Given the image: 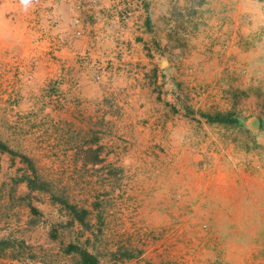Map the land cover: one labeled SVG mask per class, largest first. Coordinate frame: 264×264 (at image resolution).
<instances>
[{"label":"rangeland","instance_id":"1","mask_svg":"<svg viewBox=\"0 0 264 264\" xmlns=\"http://www.w3.org/2000/svg\"><path fill=\"white\" fill-rule=\"evenodd\" d=\"M103 1L0 0V264H75L68 242L99 264H215L226 244L264 264V0ZM101 14L139 24L147 69L137 95L83 103L53 63Z\"/></svg>","mask_w":264,"mask_h":264},{"label":"crops","instance_id":"2","mask_svg":"<svg viewBox=\"0 0 264 264\" xmlns=\"http://www.w3.org/2000/svg\"><path fill=\"white\" fill-rule=\"evenodd\" d=\"M108 1L105 0L100 4L93 3L91 6L94 8L102 4L106 5ZM106 19L101 14L100 18L96 17V20L81 22L88 29H80V34L78 32L76 37L62 44L57 50L58 58L53 63L54 67L56 64L57 66L63 64L73 69L72 75L76 82L69 83V87L66 88L67 94L76 92L83 103L100 99L105 92L107 93L110 89L114 90L119 80L126 85V89L131 88L129 87L131 81L137 83L135 87L137 95L142 83L136 80L135 76L140 78L143 70L147 69V67L136 66L134 55V49L137 47L134 38L138 33L135 26L139 24L131 20L112 24ZM111 26L116 27L113 34L109 32L112 31ZM111 36H115L116 39L112 44ZM91 72L96 73V79L91 76ZM229 178L233 181L232 183L237 180L232 175ZM262 251L259 247L253 248L249 245L228 247L226 244V248L218 249L215 251L216 256L212 255L210 258H214L215 264H253L257 258L259 259Z\"/></svg>","mask_w":264,"mask_h":264},{"label":"trees","instance_id":"3","mask_svg":"<svg viewBox=\"0 0 264 264\" xmlns=\"http://www.w3.org/2000/svg\"><path fill=\"white\" fill-rule=\"evenodd\" d=\"M200 115L208 121L222 122V121L234 120L233 117L230 116L229 112H225V113H221V112H215V113L200 112ZM0 149L6 150L10 153L14 152L13 150L9 149L2 142H0ZM20 156L22 158H25L27 160V162H29V159L26 156H24L23 154H21ZM29 166L32 169V165L29 164ZM24 178H25V181H26V184L28 187H30V188L31 187H40V185H36L34 183L35 181L33 180L32 177L25 175ZM67 206L70 208V210L73 212V214L76 215L77 219H79V220L82 219L81 218L82 216L77 213L78 210L74 207V205L68 204ZM30 208H33V207L31 206ZM81 211H83V210H81ZM11 244H12V241L10 239L0 237V251H2L4 248H6L8 246H11ZM64 251H66V252L73 251V252L77 253L78 258H77L75 264H99L96 256L93 253L89 252L88 250L80 247L79 245H77L75 243L68 242L64 247Z\"/></svg>","mask_w":264,"mask_h":264},{"label":"water","instance_id":"4","mask_svg":"<svg viewBox=\"0 0 264 264\" xmlns=\"http://www.w3.org/2000/svg\"><path fill=\"white\" fill-rule=\"evenodd\" d=\"M252 121H253L254 123H256V119H255V118H253ZM253 122H252V123H253Z\"/></svg>","mask_w":264,"mask_h":264}]
</instances>
